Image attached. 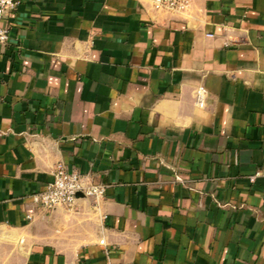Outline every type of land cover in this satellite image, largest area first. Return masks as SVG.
Listing matches in <instances>:
<instances>
[{
    "label": "crops",
    "instance_id": "0c3cea01",
    "mask_svg": "<svg viewBox=\"0 0 264 264\" xmlns=\"http://www.w3.org/2000/svg\"><path fill=\"white\" fill-rule=\"evenodd\" d=\"M3 24L0 264H264V0H21ZM59 162L105 194L33 201Z\"/></svg>",
    "mask_w": 264,
    "mask_h": 264
},
{
    "label": "built area",
    "instance_id": "2783aa9c",
    "mask_svg": "<svg viewBox=\"0 0 264 264\" xmlns=\"http://www.w3.org/2000/svg\"><path fill=\"white\" fill-rule=\"evenodd\" d=\"M190 0H152L156 8H168L172 10H184ZM21 0H0V43H6L10 38V29L3 24L4 18L17 10ZM206 97L205 88L197 90V102L204 105ZM54 179L46 188L30 195L33 201L46 207L65 206L73 208L79 198L78 194L85 197H102L107 189V184L95 182L91 177L81 175L78 172H70L66 165L59 162L54 170ZM257 174L251 176L255 180ZM31 218V215H27Z\"/></svg>",
    "mask_w": 264,
    "mask_h": 264
},
{
    "label": "water",
    "instance_id": "95a60500",
    "mask_svg": "<svg viewBox=\"0 0 264 264\" xmlns=\"http://www.w3.org/2000/svg\"><path fill=\"white\" fill-rule=\"evenodd\" d=\"M78 196L80 197V196H82V194H78Z\"/></svg>",
    "mask_w": 264,
    "mask_h": 264
}]
</instances>
